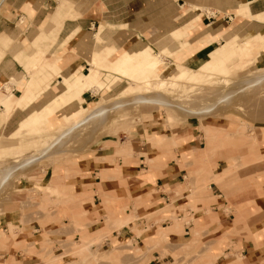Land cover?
I'll list each match as a JSON object with an SVG mask.
<instances>
[{"label": "crops", "instance_id": "obj_1", "mask_svg": "<svg viewBox=\"0 0 264 264\" xmlns=\"http://www.w3.org/2000/svg\"><path fill=\"white\" fill-rule=\"evenodd\" d=\"M263 42L264 0H3L0 135L7 141L0 139V156L19 153L21 137L13 139L12 133L34 117L50 111L60 126L75 121L76 111L99 100L101 84L123 80L109 73L116 63L157 53L163 69H170L165 74L172 75L177 64L206 69L212 61H224L231 66L239 47L247 52V44L257 48ZM263 64L264 51L254 66ZM32 82L33 98L13 110ZM120 88L110 87L106 95ZM165 122L172 131L138 125L124 146L109 143L57 172L49 167L42 185L58 174L76 199L70 196L74 200L45 225L24 217L20 208L0 213V230L12 223L18 228L14 240L21 242L9 253L0 250V259L46 264L26 248L61 254L56 244H42L78 242V230L66 225L72 213H79L83 232L104 235L103 247L91 246L86 262L65 254L57 264H264V125H258L249 147V156L263 159L233 171L220 151L208 171L203 170L208 166L204 127L228 132L238 125L168 119L166 113ZM178 122L183 124L175 129ZM222 171L234 173L222 177ZM206 179H211L208 186ZM30 185L25 178L15 184L17 189ZM184 217L188 222L182 224ZM113 249L119 261L109 258Z\"/></svg>", "mask_w": 264, "mask_h": 264}, {"label": "rangeland", "instance_id": "obj_2", "mask_svg": "<svg viewBox=\"0 0 264 264\" xmlns=\"http://www.w3.org/2000/svg\"><path fill=\"white\" fill-rule=\"evenodd\" d=\"M255 45L257 46L258 50L253 46L251 58H249V60L252 58L253 59L251 61L247 60L245 66L237 68L236 71H233V67L239 63V60L241 59V56L239 55L241 49L240 47L238 48L239 51L237 62L231 66L226 64L224 61L222 63L216 62L215 65L211 66V64L214 63V61H212L210 64L211 67L209 66L206 69H199L183 64H177V70L176 72H171L173 73L172 75L165 74L170 69H163L164 60L157 53L151 54L147 58L136 56L128 60L126 69H130L136 64L142 66L141 72L135 76L137 77L138 81L150 79L153 83L157 80L176 82V91L173 88V91H169L168 93L165 92L167 96L169 95V97H171L168 99L192 107H199L201 105L204 107V105L207 106L213 104L215 107L209 113L203 114L204 116L199 115L187 117L182 113L174 112L170 108L161 104L153 105V107L152 105H129V107L126 106L125 108H116L113 111L111 110V113L109 112L106 119L100 116L96 118H90L83 124L82 127L76 129L73 134L71 133L69 136L63 137L62 140L58 142L57 146L53 148L54 150L49 154L40 158L39 161L33 163L27 168H22L23 170L18 169L19 171L17 170V172L15 171L12 173L13 176L10 177L9 181L7 183L5 182L6 184L3 183L0 186V213L7 212L12 208H20L24 217L29 215L30 220L37 221L41 225H45L47 222L52 221L54 215L60 211L61 207L69 202H72L74 199H76V196L73 195L74 193L72 190L68 189L67 185H65L64 181L61 180V177L58 176V174L54 176L50 183L42 185V178L46 179L45 176L49 167L54 166L55 171L57 168H59L57 170L59 171L60 168H64L65 166L70 165L72 162L76 163L79 158L88 154H92V152L95 150L104 148L109 143H116L117 147L124 146L125 144H128L129 140L133 138V136H135L134 130L136 127H138V125L146 126L148 129L150 127L154 128L156 126H161L162 128H169L172 131V128L166 125L165 113L167 114L168 119L182 116L188 120H201L202 122L222 121L228 122V125L235 123V125L240 126V128L236 126L234 129L231 127L228 132L210 127H204L206 131V141L202 146H205L204 149H206L205 162L208 163V166H203V170L207 169L210 171L216 166V162L213 160L214 158H217L216 152L218 153L220 151H222V155L218 156L224 160V164L232 165L233 171H236L238 168L247 164L263 159L249 156V147L250 143H252L254 139L257 138L259 132L258 125H264V82L254 86H247L245 89L242 88L245 86L243 83L246 80L255 77V75L264 73V64L258 67L254 66L257 58L260 56V53L264 51V42ZM243 46L244 45H242V47ZM249 47L250 44L247 49H249ZM93 64L95 65V63ZM161 66L163 67L161 68ZM184 69H187V72L183 74L182 72ZM200 72L206 73L207 75L202 76L203 78L205 77L203 80H196ZM109 73L114 75V72ZM184 81H187L188 83L183 84ZM127 84L128 86L125 88V90H127L128 94H126L124 97L129 96L128 98L131 99L134 94L142 93V88L139 86V83L132 82L127 79H123L122 81L116 80V82H111L110 84L100 88L101 91H104L109 90L110 87H116L117 85L122 88ZM85 87L87 88L88 84L85 85ZM5 89L7 94H10V87L6 85ZM97 90L98 89L96 88V91ZM229 90L234 91L232 97H229L227 100L216 105L215 103L219 96ZM152 91H145L142 94H148L152 97L159 96L160 92L156 93V90ZM117 92L118 90L110 91V101H112L116 95L115 93ZM0 94L2 93L0 92ZM109 94H107V96H109ZM163 97H166L165 94ZM97 98L99 100L85 106L82 111H76L77 114H80L79 117H81V119H83V117L85 118L83 115H85L91 106L101 102V95L97 96ZM123 99L125 100L127 98ZM79 117L75 121L78 119L81 120ZM64 118L66 120V117ZM119 120L122 123L117 125L116 121ZM182 124L183 123L179 122L177 124L175 123L174 128L179 129L181 128ZM69 125L70 124L67 126ZM64 127H66V125L60 126L54 122L52 126L44 125L41 129V134L37 136L34 134H22L23 136L19 140L20 146L22 148H19V153L0 156V177L5 165H8L15 160L18 161V159H20L22 156L34 154L40 148L50 144V142L55 140L56 136H58L57 132L62 131ZM199 138L202 137L199 136ZM0 139L1 141H7L1 135ZM225 140L228 141L224 142ZM0 145H2V142ZM211 146L213 148L208 150ZM192 162L193 160L189 163ZM233 173L234 172L222 171V177H224L226 174L231 176ZM22 178H25V180L31 184L30 188L17 189L15 184ZM210 181L211 179H206L203 182V185L208 186ZM66 188L72 195L66 192ZM70 196H72L74 199L72 197L70 198ZM70 216L72 222L70 221V223L66 226H70L72 224L75 231L78 230L80 236L78 242L68 241L65 239L47 244L43 243V248L46 246L48 248H53L56 244L59 249H62L61 254L57 255L56 257H51L53 255L52 253H38L35 248H26L25 251L40 256L46 262V264H57V261H61L62 256L65 254L80 257L82 262H86L87 258L92 255L90 251L91 246L95 245L97 249H102L104 235L100 236L99 232L88 234L86 233V230L83 232L85 224H79L77 222L79 213H72ZM172 218L174 219L175 223L180 225L177 220L175 221V214H173ZM21 221L24 222L23 219ZM180 222L182 224L188 222L187 217L181 219ZM16 230L18 231V228L12 223L8 224L7 231L4 232V230H0V250H5L9 253L11 249L21 244V242L14 240L17 233ZM11 240H13V242ZM8 244H12V246H7ZM192 244L193 241H190L189 245ZM109 258L119 261V251L113 249V252L109 255ZM0 261H3L0 262L1 264H14L13 256H11L8 261L4 262V258H1Z\"/></svg>", "mask_w": 264, "mask_h": 264}, {"label": "bare ground", "instance_id": "obj_3", "mask_svg": "<svg viewBox=\"0 0 264 264\" xmlns=\"http://www.w3.org/2000/svg\"><path fill=\"white\" fill-rule=\"evenodd\" d=\"M1 1H3V0H0V2ZM248 46H249V44H247V47ZM252 49H253V47H251V45H250L247 52H241L240 51L239 55L241 56V59L239 60V63H237L233 67V71H236L237 68H240L242 66L244 67L247 60L251 61L253 59L252 58L249 60V58H251ZM41 60H42V58H41ZM92 62L95 63V65L99 64V62H97L96 60H92ZM127 62L128 61H125V62L120 63V64L116 63L115 67L117 66V68L112 69V72H114V74L118 75V77L120 79H127V80H130L132 82L139 83L140 85L139 84L138 85L142 88V93L145 91L149 92L150 90L151 91L156 90V93L160 92L161 95L159 94V96L157 95L158 97H155V96L152 97L151 95H148V94L145 95L142 93H136L133 95V97L130 96L131 97V99H130V98H128L129 96L124 97L128 93H127V90H125V87H123L120 90H118L117 93H115L116 94L115 97L112 99V101H110V98H111L110 94L111 93L110 94L108 93L109 96H107L106 91L102 90L103 92L101 93V98H100L101 102H98V103L94 104L93 106H91L88 109V111L85 113V115H83V116H85V118L83 117V119H81V117H79L81 120L78 119L77 121H74L73 123H71L69 126L64 127L62 129V131H58L57 132L58 136H56L55 140L51 141L50 144L44 146L43 148H40L39 150H37L36 153L22 156L20 159H18V161L15 160V161L11 162L10 164L5 165L3 171L1 170L2 172H1V177H0V186L5 182L7 183L9 181L10 177L13 176L12 173H14L15 171L17 172L18 169H22V168L25 169V167L27 168L28 166L32 165L33 163H36L37 161H39L40 158L46 156L51 151H53L54 150L53 148H55V146H57L58 142L61 141L63 137L69 136L71 133L73 134V132H75L76 129H79L80 127H82L83 124L88 119L96 118L99 116L106 119L108 117L109 112L111 110L113 111L116 108H125L126 106L129 107V105H132V106L152 105L153 106V105L161 104L165 107L170 108L174 112L182 113L183 115H185L187 117L188 116L191 117V116H199V115L207 114L215 107L214 104L213 105H207V106L204 105V107H202V105L199 107L198 106L192 107V106L180 104L177 101L168 99L171 97H169V95L167 96L165 92L168 93L169 91H173V88L176 91V88H175V86H177L176 82L166 81V80H157L153 83L152 80H150V79L138 81L137 77H135V76H137V74H139L141 72L142 66H139L136 64V65H133L130 69H126ZM215 64H216V62L211 64V66H213ZM37 69H38V67H34L32 69V72L30 73L31 74L30 80L32 79L34 72ZM203 75H207V74L200 72L199 76L197 77L196 80H203L205 78V77L204 78L202 77ZM263 82H264V73L259 74V75H255V77L246 80L243 83L245 86L242 88L245 89V87H247V86L258 85V84L263 83ZM185 83H188V82L184 81L183 84H185ZM132 84H134V83H132ZM189 85H191V84H189ZM100 87L102 88L103 85L101 84ZM171 88H172V90H171ZM179 88H180V86H179ZM36 90L37 89L35 88V85L33 82L28 83L26 88L24 89L23 96L16 99L13 110L16 108L22 109L26 104H28L30 102V100L33 98ZM161 91L162 92L164 91V92L162 93ZM152 92H154V91H152ZM233 92H234L233 90H229V91L222 93L219 96V98L215 104L217 105L220 102L227 100L229 97H232ZM164 94L166 97H163ZM152 95H153V93H152ZM123 98H127L128 100L127 99L124 100ZM79 106L83 107L84 105H79ZM53 116L54 115L52 114V112L47 111L40 116H37V117H34V118L28 120L21 128H18L17 130H15V132L12 133V138L14 139V138L22 137L23 136L22 134H25V135L26 134H31V135L34 134L36 136L41 134V129L43 128L44 125L52 126L54 124Z\"/></svg>", "mask_w": 264, "mask_h": 264}]
</instances>
